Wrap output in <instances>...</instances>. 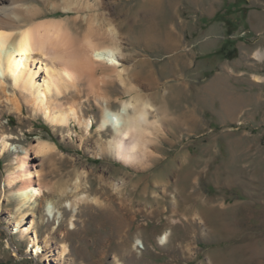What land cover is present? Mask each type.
I'll return each instance as SVG.
<instances>
[{"label":"rangeland","instance_id":"374dc122","mask_svg":"<svg viewBox=\"0 0 264 264\" xmlns=\"http://www.w3.org/2000/svg\"><path fill=\"white\" fill-rule=\"evenodd\" d=\"M22 1L42 12L34 20L118 45L122 80L97 66L94 90L113 111L139 96L157 122L146 161L124 164L105 148L111 127L96 129L105 103L85 79L69 100L89 128L50 124L0 89V264H264V0ZM39 141L51 149L36 153ZM15 146L44 188L18 226ZM31 218L48 252L21 233Z\"/></svg>","mask_w":264,"mask_h":264},{"label":"bare ground","instance_id":"6f19581e","mask_svg":"<svg viewBox=\"0 0 264 264\" xmlns=\"http://www.w3.org/2000/svg\"><path fill=\"white\" fill-rule=\"evenodd\" d=\"M52 6L64 10L75 9L67 0L56 2ZM41 13L35 10L34 5H28L22 0H0V89L10 86L18 91L33 114L40 112L50 124L63 126L70 119H75L89 128L91 122H82L84 119L81 109L70 101L72 98L69 94L70 91L77 92L80 82L85 79L89 93L97 102L101 100L105 103L102 117L96 125L99 133L107 126L112 129V137L105 148L124 164L144 163L149 153L150 141L147 134L153 132L150 127L156 126V120L151 121L149 118L152 104L142 105L139 103V96H134L122 101L121 106L113 111L108 106L106 95L96 92L95 86H92L94 78L90 72L100 65L115 69L118 78L122 80L121 73L124 69L119 68L121 64L118 61L122 54L121 48L116 44H99L89 33L77 39L65 19L34 20ZM255 56L260 58L261 54L255 52ZM0 145L2 150L7 147L5 135L1 137ZM15 148H20L23 154L17 157V172L7 175L8 185L20 182L15 191L19 201L16 211H20L16 218L18 226L27 214H34L36 206H41L39 201L43 200L44 188L38 181L39 171L31 165L30 151L24 147ZM32 149L36 153H43L51 149V145L46 141H39ZM30 167L34 170H30ZM45 203L47 211L53 215V202ZM23 209L25 211L21 212ZM36 224V220L29 219V225L21 233L29 235V240L34 238L33 241L38 246L45 247L48 252L46 240H40L37 235ZM31 232L33 237L30 236ZM166 238L165 233L160 237L161 243ZM65 251L66 246L62 245L56 254L59 260L63 258Z\"/></svg>","mask_w":264,"mask_h":264}]
</instances>
